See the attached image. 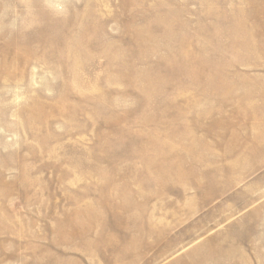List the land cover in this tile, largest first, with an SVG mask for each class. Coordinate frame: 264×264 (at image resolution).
<instances>
[{
	"label": "rangeland",
	"instance_id": "rangeland-1",
	"mask_svg": "<svg viewBox=\"0 0 264 264\" xmlns=\"http://www.w3.org/2000/svg\"><path fill=\"white\" fill-rule=\"evenodd\" d=\"M263 132L264 0H0V264H264Z\"/></svg>",
	"mask_w": 264,
	"mask_h": 264
},
{
	"label": "bare ground",
	"instance_id": "bare-ground-1",
	"mask_svg": "<svg viewBox=\"0 0 264 264\" xmlns=\"http://www.w3.org/2000/svg\"><path fill=\"white\" fill-rule=\"evenodd\" d=\"M142 2V1H141ZM206 3V2H205ZM239 23L242 22V20H238ZM84 22V21H83ZM52 27V26H51ZM142 29V28H141ZM240 34L243 35L242 33V30H239ZM39 35V34H38ZM44 35V34H43ZM170 34H168V37H169ZM247 35V34H246ZM35 37V36H34ZM38 37V36H37ZM171 37V36H170ZM43 38V37H42ZM243 39L241 40V44L239 45V47H243L245 51H248L250 53H253V51L255 50V48L257 47L255 44H247L245 45L243 43L245 37L243 35L242 37ZM171 39V38H170ZM71 41L70 40H67L65 39V42H64V50L66 51V55L67 56H71L72 55V48H73V45L74 43L72 42H69ZM37 43V42H36ZM39 43V42H38ZM46 43V41H45ZM44 43V44H45ZM201 43V42H200ZM199 45V44H198ZM14 46V45H13ZM44 46V45H43ZM200 47V46H199ZM77 48V46H76ZM235 48V46H234ZM29 49V48H28ZM74 50V49H73ZM20 51V49H19ZM76 51V49H75ZM16 52V51H15ZM30 53V52H28ZM114 53V52H113ZM16 54V53H15ZM112 54V53H111ZM249 54V53H248ZM17 57H20L21 59L23 60H28V57L29 54H22V53H17L16 54ZM19 55V56H18ZM24 55V56H23ZM77 55V54H76ZM73 56V55H72ZM8 58V57H7ZM196 57L193 58V60H195ZM2 62V61H1ZM5 63V62H4ZM239 64H232V65H229V68L226 67L224 69H212V71H209V68H207V73L208 74H211L213 75L214 77H216V73H217V76L220 78L219 79V83L221 85H224V86H229L230 83H229V79L231 78V76L229 75V73H232L233 75L235 74V72L233 70H231V67H238ZM3 67V66H2ZM5 67V65H4ZM226 70V71H225ZM231 70V72H230ZM206 72V71H205ZM201 85H204L205 87H209L212 84V81L211 79H205L204 80V83H202ZM251 96V93L250 94H244V98L246 99L247 97ZM195 103V100L193 103L194 105ZM241 104L243 106H248V107H251L253 105V102L250 101V100H246V101H241ZM249 115V114H248ZM245 119V118H244ZM249 119V118H248ZM250 119H252L253 121H257L259 122L260 120H262L261 117L257 116L256 114H250ZM255 129V128H254ZM264 134V132H263ZM182 149V148H181ZM186 149V148H185ZM194 149V148H193ZM203 149V148H202ZM47 151V150H46ZM185 151H187L189 154L191 152L190 149H186ZM160 152H167L168 154L167 155H172L174 153H176V149L171 146V145H168V144H165L164 142L163 143H159V144H154L153 145V149H151V154L153 156H157ZM52 154V153H51ZM36 155V154H35ZM199 155V154H198ZM157 159V158H156ZM237 161V160H236ZM153 160L152 159H149V160H144V162L142 164H144L143 166H145V168H147V170H149L151 168V165L153 164ZM27 163V162H26ZM158 163V162H157ZM163 163H165L163 161ZM178 163V162H177ZM157 165V164H156ZM165 165V164H164ZM162 166V165H161ZM180 166V165H179ZM179 166H174L175 168V172H174V175L176 178H180V168ZM165 167V166H164ZM167 167V166H166ZM169 169V168H168ZM151 170V169H150ZM161 170V169H160ZM153 171V170H152ZM155 171V170H154ZM148 174L150 175V171L148 172ZM170 174V173H169ZM167 175V174H166ZM172 176V175H171ZM185 176V175H184ZM102 177V176H101ZM110 177V176H109ZM113 177V175H112ZM106 178V177H105ZM36 180V179H35ZM38 181V180H36ZM111 181V180H110ZM109 182V181H108ZM110 184L105 187V188H102V192L99 193V195L96 197L97 198V202H96V206L97 208L96 209H92L93 207H90V206H83V207H80V203H83V199L79 198V199H71L72 201V204L75 206V210L71 211V212H65V219L62 220V222H60V228H66V227H73V232L72 234H75V236H77L78 238L82 237V236H88L90 238H95L97 234H104L103 232V229L100 228V225L98 224L101 217H102V212L100 211L101 207H103L105 205V207H110L112 208L110 211H112L114 214L116 215H123L126 213V206L123 202H125V199H127V196L128 198L129 197V194H124V189L123 187H126L129 182L127 181H123V185L120 186V185H117V184H114L113 182H109ZM131 183V182H130ZM121 184V183H120ZM27 185V184H26ZM126 185V186H125ZM97 186V185H95ZM124 191H123V190ZM82 194V193H81ZM127 195V196H126ZM132 195L134 197H138L140 198V202L142 204V206H144L147 202H148V199L144 197V195H142L141 191L140 190H133L132 191ZM79 196V195H78ZM80 197H84L83 194L80 196ZM73 198V197H72ZM70 201V202H71ZM89 201V200H88ZM89 203V202H88ZM127 204V202H126ZM141 208V207H140ZM103 210V209H102ZM146 216H147V213H146ZM84 217H88L89 218V223L87 225H83L81 223V220L84 218ZM104 217V216H103ZM102 217V218H103ZM148 218V216H147ZM55 226V225H54ZM97 226V227H96ZM54 228V227H53ZM62 231V230H61ZM151 231V230H150ZM54 232V231H53ZM68 234V233H67ZM1 235V234H0ZM15 235V234H14ZM70 235V234H69ZM72 236V235H71ZM63 238V237H62ZM86 238V237H85ZM77 239V238H76ZM91 239V240H92ZM63 240V239H62ZM72 240V238H71ZM82 242V241H81ZM89 242V241H88ZM206 251V250H205ZM197 254V253H196ZM204 255V254H203ZM209 255V254H208ZM215 255V254H214ZM207 256V255H206ZM211 256V255H210ZM200 257H203V256H200ZM213 257V256H212ZM204 259V258H203ZM214 259V258H213ZM201 260V259H200ZM208 260V259H207ZM207 260L206 262L203 261L201 262L200 264H207ZM210 260V259H209ZM72 260H67V263L66 264H71Z\"/></svg>",
	"mask_w": 264,
	"mask_h": 264
}]
</instances>
